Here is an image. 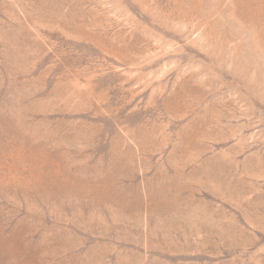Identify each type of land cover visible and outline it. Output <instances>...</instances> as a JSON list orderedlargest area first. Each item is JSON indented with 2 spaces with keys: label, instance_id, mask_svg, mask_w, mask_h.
I'll use <instances>...</instances> for the list:
<instances>
[{
  "label": "rangeland",
  "instance_id": "1",
  "mask_svg": "<svg viewBox=\"0 0 264 264\" xmlns=\"http://www.w3.org/2000/svg\"><path fill=\"white\" fill-rule=\"evenodd\" d=\"M0 264H264V0H0Z\"/></svg>",
  "mask_w": 264,
  "mask_h": 264
}]
</instances>
